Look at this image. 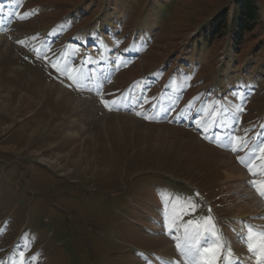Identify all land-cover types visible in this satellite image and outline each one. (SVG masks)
<instances>
[{
    "label": "rangeland",
    "instance_id": "1",
    "mask_svg": "<svg viewBox=\"0 0 264 264\" xmlns=\"http://www.w3.org/2000/svg\"><path fill=\"white\" fill-rule=\"evenodd\" d=\"M11 1L0 0V6ZM80 1L22 0L11 15H5L8 9L0 12V260L4 264L18 262V253L24 250L26 264H161L162 257L187 264L176 248L173 250L177 244L174 237L183 242V230L169 235L164 214L153 216L151 207L157 209L152 204L155 200L164 207L165 198L176 203L178 197L182 202L189 197L184 187L190 183L212 202L224 218L223 224H228L233 238L226 241L221 231L225 244L255 264L241 239L248 228L240 223L236 226L232 220L244 213H253L249 219L255 221L264 217V209L251 200L253 194L244 184L254 178L238 159L246 150L233 152L227 144H209L189 121L180 119L179 107L167 114L155 109L160 91L167 83L176 82L180 71L176 65L180 58H187L190 41L199 35H195L197 30L216 14L227 9L231 14L235 0H159L170 11L168 16L147 46L138 48V41L132 43L138 53L132 64H115L113 69L100 64L92 69L89 63L63 51L67 42L72 43V39L66 42L67 38L88 30L84 26L92 15L76 20L71 30L60 31L55 38L43 37L42 30L55 26ZM101 1L98 12L106 9ZM257 1L264 21V0ZM138 7L128 14L123 26H133L140 18L157 19V9L148 0H140ZM132 31L117 39L120 49H127L132 42ZM124 34L123 30L120 36ZM34 36L36 40L31 39ZM249 38L236 54L226 40L203 51L194 75L182 85H188L185 101L202 99V109L206 104L220 110L231 104L235 91L225 103L222 88H209L218 76L224 81L225 67L243 71L250 46L264 42V26ZM33 47L40 48L53 63L59 61L61 68L77 69L86 78L77 83L58 73L48 60L37 58ZM225 52L227 61L222 66L220 57ZM168 56L167 67L163 59ZM143 73L147 79L141 77ZM150 78L160 89L153 80L154 87L134 99L137 86ZM262 81L259 88H247L243 131L264 121ZM102 99L123 103L117 102L109 110ZM195 109L196 105L193 115L184 118L194 120L199 115ZM228 115L225 110L224 116ZM234 178L233 184H242L243 191H237L242 196L236 199L231 193L227 197L231 200L226 199L231 184H222ZM240 198L245 201L238 208ZM193 202L197 210L183 216L180 224L209 215L215 223V214H208L200 201ZM260 222L263 229L264 221Z\"/></svg>",
    "mask_w": 264,
    "mask_h": 264
},
{
    "label": "trees",
    "instance_id": "2",
    "mask_svg": "<svg viewBox=\"0 0 264 264\" xmlns=\"http://www.w3.org/2000/svg\"><path fill=\"white\" fill-rule=\"evenodd\" d=\"M103 1H107V4L106 11L102 18L94 21L93 25L88 24L86 27H88L90 31H86L82 36L83 40H79L77 43L82 47L89 45L92 49L93 57L97 50L108 54L109 60L107 63L110 65L114 62L113 58L115 50L117 49V38L121 35V31H125L122 37H128L131 33L128 32L133 30V39L128 46V53H135L137 48L132 43L138 41V48L148 45L149 39L152 38L155 30L159 28L164 17L170 12L168 9L161 6L163 5L161 1L148 0L150 5L157 9V19L153 20L148 18L147 20H142V18H140L133 26L126 28L122 23L132 10H137L139 8L138 5L140 0H118L117 3H115L114 0ZM101 2V0H81L78 5L71 6L65 12V16L58 20L57 29L71 27L76 19L81 20L83 18H88L90 15L93 17V15L98 12V7ZM229 10L230 9H227L223 13L212 17L202 32L190 41L187 58L180 60L179 68H181V74L178 76V83L177 85L168 87L170 91H173L177 95L183 94L185 86L182 85L188 75L195 73L193 68L198 67L202 61L203 57L201 55L203 51L206 52L207 49H210L216 41L226 40L232 49L231 52L236 54L240 52L246 42L250 40L249 34L259 27L263 28L264 26V21L260 12V2L257 0H235L232 4L231 14H229ZM90 19H88L87 22L90 21ZM56 32L57 30H54L51 32V35ZM250 51L251 53L247 55L249 60H247L243 71L240 70V72H238L239 70H235V67L230 65L228 68H224L223 72L228 71L222 82V89L225 93L237 90V82H239V86L243 90L251 86L261 85V79L264 75L262 73L264 72V42L259 41L257 44H252L250 46ZM191 55L194 56L190 58ZM256 57L257 59H255ZM167 58L165 57V59H163L164 63L167 61ZM231 60H235L236 62V59ZM254 64H257V68H253ZM246 72L253 73L259 82H253L254 79L249 78V74ZM145 87H147V85L143 86L141 89ZM232 121L233 120H231V123H233ZM223 129L224 128H216V131H221Z\"/></svg>",
    "mask_w": 264,
    "mask_h": 264
},
{
    "label": "snow or ice",
    "instance_id": "3",
    "mask_svg": "<svg viewBox=\"0 0 264 264\" xmlns=\"http://www.w3.org/2000/svg\"><path fill=\"white\" fill-rule=\"evenodd\" d=\"M24 17L21 16V19ZM31 39L36 40L37 37H32ZM20 44H24V40L17 41ZM32 51L35 53L37 58H42L48 60L51 67L55 69L58 73L67 76L74 82L79 83L80 80L85 79L83 73L74 68H61L59 61L53 63L49 60L46 53H42L40 48L33 47ZM125 51H129L126 49ZM118 59L123 63V58L118 57ZM241 100L244 99L242 93H238ZM101 102L106 108L111 110V107L117 105V101L102 99ZM191 105H189V109ZM202 113H206L204 118L198 122L199 126L203 128L204 132L207 133L210 128H223L225 127L221 119V110L213 105L209 107L207 104L203 109L200 110ZM236 112L243 111L242 105H237ZM137 115H143V113L138 112ZM146 119H152L153 117L147 116ZM257 142L254 144H249L247 134L245 136L236 135L234 132H229L226 135H219L218 139L221 142H225L227 146L230 147L233 152H240L246 150L245 156H239L238 159L242 164H244L253 177L259 175L264 177V139L260 137L264 136V133H257ZM207 138V137H206ZM257 161L259 163H257ZM251 186L256 188L257 192L261 197H264V179H253L249 182ZM199 197V193L195 194ZM176 200H179L177 197ZM163 214H164V225L167 229L169 235L173 231L184 232L183 243H181L180 237H174L177 240L176 247L185 257L187 264H236V258L234 257L231 247H227L225 242L222 240L221 234L217 231L216 225L214 223L212 216H207L201 218V220H188L184 224L179 222L182 220L183 216L188 215L189 212H195L198 205L193 202V198H185L180 203H174L173 200L165 198L163 200ZM209 212L211 208L209 207ZM244 239L249 252L255 257V264H264V229H254V227L249 226L247 229L246 236H241ZM28 245H25L27 248ZM33 259H36L33 257ZM0 264H4L3 260H0ZM13 264H26L25 251L21 250L18 253V262L14 261ZM163 264H179L178 261L165 260Z\"/></svg>",
    "mask_w": 264,
    "mask_h": 264
},
{
    "label": "bare ground",
    "instance_id": "4",
    "mask_svg": "<svg viewBox=\"0 0 264 264\" xmlns=\"http://www.w3.org/2000/svg\"><path fill=\"white\" fill-rule=\"evenodd\" d=\"M256 189V188H255ZM253 186H251V185H249V191L252 193L253 191ZM253 194V196H254V193H252Z\"/></svg>",
    "mask_w": 264,
    "mask_h": 264
}]
</instances>
